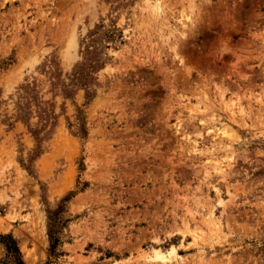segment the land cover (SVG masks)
Segmentation results:
<instances>
[{
  "label": "rangeland",
  "instance_id": "1",
  "mask_svg": "<svg viewBox=\"0 0 264 264\" xmlns=\"http://www.w3.org/2000/svg\"><path fill=\"white\" fill-rule=\"evenodd\" d=\"M8 233L23 264H264V0H0Z\"/></svg>",
  "mask_w": 264,
  "mask_h": 264
},
{
  "label": "trees",
  "instance_id": "2",
  "mask_svg": "<svg viewBox=\"0 0 264 264\" xmlns=\"http://www.w3.org/2000/svg\"><path fill=\"white\" fill-rule=\"evenodd\" d=\"M0 243L4 246L6 250V256L7 258L11 259L12 264H23L17 242L10 233L5 235L0 234ZM56 243L57 239L53 238L51 244L52 251L55 248Z\"/></svg>",
  "mask_w": 264,
  "mask_h": 264
},
{
  "label": "bare ground",
  "instance_id": "3",
  "mask_svg": "<svg viewBox=\"0 0 264 264\" xmlns=\"http://www.w3.org/2000/svg\"><path fill=\"white\" fill-rule=\"evenodd\" d=\"M158 254H159V252H158ZM155 255H156V253H155ZM160 256V255H159ZM162 256V255H161ZM161 258V257H160Z\"/></svg>",
  "mask_w": 264,
  "mask_h": 264
}]
</instances>
